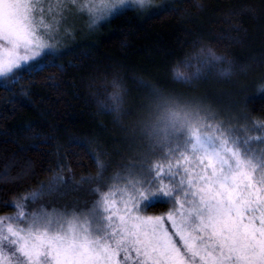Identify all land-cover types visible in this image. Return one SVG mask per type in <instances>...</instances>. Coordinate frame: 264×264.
I'll list each match as a JSON object with an SVG mask.
<instances>
[{
  "label": "snow or ice",
  "instance_id": "6c2138e0",
  "mask_svg": "<svg viewBox=\"0 0 264 264\" xmlns=\"http://www.w3.org/2000/svg\"><path fill=\"white\" fill-rule=\"evenodd\" d=\"M126 5L139 11L144 0H0V77L7 84L58 66L57 44L74 33L64 26L70 14L86 13L94 29ZM206 55L219 60L211 49ZM112 86L114 112L121 84ZM213 120L201 103L170 108L104 187L107 162L98 152L96 175L77 182L91 185L87 208L27 210L29 200L67 193L70 178L60 174L18 197L15 212L0 216V264H264V147ZM161 200L170 207L148 214Z\"/></svg>",
  "mask_w": 264,
  "mask_h": 264
},
{
  "label": "trees",
  "instance_id": "16d2710c",
  "mask_svg": "<svg viewBox=\"0 0 264 264\" xmlns=\"http://www.w3.org/2000/svg\"><path fill=\"white\" fill-rule=\"evenodd\" d=\"M208 49L230 57L233 71L221 75L217 67L226 65ZM54 64L0 85V216L54 174L95 176L98 152L107 165L124 154L127 129L108 99L114 78L133 102L156 85L206 96L247 116L249 126L264 122V0H173L145 14L126 8Z\"/></svg>",
  "mask_w": 264,
  "mask_h": 264
},
{
  "label": "rangeland",
  "instance_id": "374dc122",
  "mask_svg": "<svg viewBox=\"0 0 264 264\" xmlns=\"http://www.w3.org/2000/svg\"><path fill=\"white\" fill-rule=\"evenodd\" d=\"M171 1L173 0H154V3L150 7H148L146 10H139V11L137 10V11L141 14H145L149 11H152V9L153 10L157 9L163 5H166L167 3ZM126 8L134 9L132 5H126L123 8H118L112 13L111 16L101 21L100 24L107 21L112 16H114L115 14H117L118 12ZM64 26L74 28V33L69 38L62 39L57 44V47L59 48L60 52H64L69 47L75 45V43H77V41H79L80 39H86L89 35L95 33L99 27L98 26L94 29H90L88 27L86 13H79L76 15L70 14ZM42 62L43 61H40L37 66L40 67L42 65ZM11 82L13 81H9L7 84ZM0 85H6L4 77H0ZM190 98H195L201 104L209 106L211 108L212 113L214 114L213 122L220 121L223 123L225 127H233L237 129L239 134L242 137L246 136L251 140L252 147L254 148L264 147V142H261L259 139L260 137H264V128L261 127V125H264V122L258 121V120H252L250 122L251 126H249L240 117L241 114L238 111L233 112L229 108L225 107V105L223 104L219 106L217 105L215 106V102L211 101L206 96H200V97L196 96V97H190ZM233 105H235V103L232 104L231 106ZM242 126H245V127H242ZM125 139L127 140L126 145H128V147L125 149L124 154H121L120 158H116L115 161L112 160L111 162H109V164L107 165V170L104 173L106 180L105 182L101 184V187L105 186L107 182V178L111 177L114 173L122 172L123 166L131 163L132 160L137 157L138 155L137 149L143 147L144 141L142 138L134 139L130 137L127 133ZM156 158L162 159L159 152L156 153ZM60 175H63L65 178H70L69 183L71 185V188L67 191V193L63 195L58 194V193H54L51 196L45 195V196L38 198L35 202H32L31 200H29L27 203V210L29 211L38 210L41 205H43L47 209H51L55 207L57 209L81 210L91 205V202L94 199V194H90L91 185L89 184L79 185L77 182L80 179L76 180L71 176V174H68V173H63ZM51 179L52 177L48 181H50ZM47 183L48 182H46L45 184ZM61 190L64 191L63 188ZM155 203H165L167 205V208L170 207V205L164 202L163 200L154 201L152 202L151 205ZM147 208H149V206H146V211L148 214H154L150 212L149 210H147Z\"/></svg>",
  "mask_w": 264,
  "mask_h": 264
},
{
  "label": "clouds",
  "instance_id": "9594fccd",
  "mask_svg": "<svg viewBox=\"0 0 264 264\" xmlns=\"http://www.w3.org/2000/svg\"><path fill=\"white\" fill-rule=\"evenodd\" d=\"M153 3L154 0H144V7L141 10H146ZM216 56L219 57V60L216 62H223L226 66L233 64V61L227 55L216 54ZM220 74L228 75V73L224 72ZM114 79L119 81L117 78ZM112 91L113 86L112 90L108 93L110 106L113 103L110 96ZM198 103L200 102L195 98L183 97L173 91L163 89L156 85L143 88L139 99L133 102L121 84L119 108L114 113L125 125L130 137L143 139L147 133L153 130L154 125H159L164 122L169 114L170 108L183 106L184 108L194 109Z\"/></svg>",
  "mask_w": 264,
  "mask_h": 264
}]
</instances>
